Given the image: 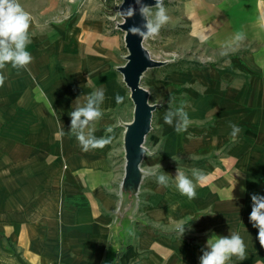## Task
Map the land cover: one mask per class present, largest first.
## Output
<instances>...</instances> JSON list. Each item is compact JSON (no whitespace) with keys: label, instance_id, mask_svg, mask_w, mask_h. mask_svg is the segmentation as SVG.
Instances as JSON below:
<instances>
[{"label":"crops","instance_id":"1","mask_svg":"<svg viewBox=\"0 0 264 264\" xmlns=\"http://www.w3.org/2000/svg\"><path fill=\"white\" fill-rule=\"evenodd\" d=\"M60 2L19 0L33 23L53 22ZM203 4L198 20L211 23L208 39L224 49L219 51L227 60L180 74L198 85H188L179 105L174 101L187 114V129L177 133L175 120L173 125L164 122L170 109L159 115L157 133L147 145L146 169L167 174L168 183L145 178L143 213L127 218L128 224L119 220L127 215L122 217L120 207L114 139L103 148L82 151L69 131L75 102H66L73 88L91 77L105 93L101 111L118 105L115 96L124 97V87L110 66L119 50L109 46L99 19L84 18L72 31L61 25L43 33L30 25L32 62L0 70L3 109H9L10 91L27 101L15 113L10 110L6 133L21 157L0 160L7 181L0 192V251H8L9 242L25 264H199L211 235L236 232L246 245V259L232 257L226 264H264L258 229L249 221L251 196H264V0ZM57 31L61 40L39 42L46 33L52 40ZM238 35L243 38L237 40ZM60 60L65 69L58 71ZM230 124L239 126L236 136ZM92 127L97 138L109 137L108 119ZM177 169L189 178L193 169L203 173V180L193 178L195 199L177 190Z\"/></svg>","mask_w":264,"mask_h":264},{"label":"rangeland","instance_id":"2","mask_svg":"<svg viewBox=\"0 0 264 264\" xmlns=\"http://www.w3.org/2000/svg\"><path fill=\"white\" fill-rule=\"evenodd\" d=\"M123 0H61L60 10L55 16L53 22L42 21L39 23L30 24L36 28V30L47 32L50 28H60L61 25H67V30L73 29L75 22L80 20L95 18L103 24V31L107 34L109 39V46L114 50H119L117 60L110 66L113 74L120 76V82L124 87V100L116 106L102 110V118H106L110 121L111 132H108V136L114 139L113 148L111 154L114 159L115 165L119 171L121 180L117 185L120 190L121 203L120 207L125 210L122 213V217L126 216V221L119 218L120 221L128 224L127 218H132L136 213H143L144 200L146 194L144 192V181L147 177L142 175V178L137 185L138 189L135 191L134 187L128 189L126 183V152L124 147V139L127 130V125L134 119V103L131 99V92L125 85L123 76L119 72V68L126 64V57L128 55V49L125 42V32L120 29V25L123 23V18L120 15V7ZM198 2L204 3V0H163V7L166 9L169 16L168 24L164 25L159 34L155 38H149L144 40V46L149 51L150 56L155 61L165 62L159 68L149 69L142 77L141 85L144 89L150 93V103L157 106L152 119V130L146 138L144 147L148 155L145 154L141 167L146 171L147 158L151 155V152L147 145H151L152 134L157 133V126L159 124V115L168 109H176L174 101L179 105L181 101L182 92L187 90L188 85H192L194 88H198V85H193L187 82L180 74L184 71L198 70L202 68H212V66H222V63L227 60V55H221L219 50L223 48L216 47L213 44V40L208 39V35H211L213 27L207 22L203 23L198 20L201 19L200 13H203L204 4L196 6ZM153 13L156 9L153 7ZM200 12V13H199ZM40 12L38 13V15ZM198 14V15H197ZM31 16H33L30 13ZM32 28L30 29L31 34ZM73 35V33H70ZM47 35V33H46ZM44 34L43 38L39 42L47 43L51 41L61 40V32L57 31L55 36L51 39L46 38ZM72 37V36H71ZM30 43H33L30 38ZM111 43V44H110ZM227 50V49H225ZM65 65L62 61H58L57 70H64ZM87 80L82 83L79 89L73 88L70 97L66 102H75L77 98L80 100L84 98L85 91L90 90L93 92L98 87V82L87 77ZM165 85H168L165 90ZM176 85V87L174 86ZM8 94V93H7ZM9 103L6 107L9 109H3L5 105H0V160L7 159L6 157H21V152L16 146V142L8 139L6 134L10 129L8 123L10 122L9 114L10 110L19 108L23 103L22 95L10 91L8 96ZM180 108V107H179ZM178 109V108H177ZM18 111V109H17ZM13 117V116H12ZM153 136V135H152ZM153 138V137H152ZM13 142V143H12ZM15 144V145H14ZM7 181L4 177V168H0V192L5 190ZM125 192H131L130 199H127ZM125 194V195H124ZM134 196V197H132ZM121 213V212H119ZM120 215V214H119ZM121 216V215H120ZM0 264H25L21 259L20 254L15 250L12 252L0 251Z\"/></svg>","mask_w":264,"mask_h":264},{"label":"clouds","instance_id":"3","mask_svg":"<svg viewBox=\"0 0 264 264\" xmlns=\"http://www.w3.org/2000/svg\"><path fill=\"white\" fill-rule=\"evenodd\" d=\"M135 4L139 6V14L144 19L141 26H132L128 29L132 35H138L142 39L155 38L160 29L168 24L169 16L163 7V0H156L155 9L145 5L142 0H135ZM136 14V8L129 6L128 9L120 11V15L124 17V23L128 18ZM31 24V15L19 3V0H0V70L7 65H11L14 69L26 68L32 62V55L27 50L28 44L31 42L29 37V28ZM243 37L238 35L237 40ZM5 77L0 74V86H3ZM105 99L103 89H96L85 96L83 103L77 98L75 106L70 111V128L69 131L75 135L82 151L103 148L111 143V138H97L94 135V122L102 118L100 105ZM115 100L118 104L123 103L124 97L117 94ZM175 123V131L177 133L186 131L188 125L187 114L183 111V107L169 110L164 114V122L168 125ZM232 136H236L240 132L239 126L230 124ZM111 132L112 129H107ZM141 154L148 155L143 144L140 145ZM142 175L156 176V181L161 186H167L168 175L161 173L157 175L155 169L149 168L147 171L137 165ZM161 167V165H160ZM192 177L196 181L203 180L204 176L200 170L193 169ZM189 178L184 172L177 169L174 177L175 185L181 195L187 196L189 199L196 197V184L194 179ZM245 189H242L244 191ZM252 207L249 215V221L252 226L258 229L257 239L262 248H264V196L253 194L251 196ZM181 237L185 232V226H179ZM232 257L238 260L246 259V245L242 237L236 232H230L228 236L211 235L205 245V250L199 258V264H226Z\"/></svg>","mask_w":264,"mask_h":264},{"label":"water","instance_id":"4","mask_svg":"<svg viewBox=\"0 0 264 264\" xmlns=\"http://www.w3.org/2000/svg\"><path fill=\"white\" fill-rule=\"evenodd\" d=\"M142 2L150 7H155L156 4V0H142ZM129 6L136 8V14L128 18L125 23L123 21L120 25V29L125 32V42L129 53L126 57V64L119 68L124 83L131 92V99L135 108L134 119L127 125L124 139L126 183L128 189L136 187L142 178L137 165L139 164V167H141L145 154H141L140 145L143 144L144 146L146 138L152 130L153 114L157 108V106L150 103V93L142 87L141 80L144 73L149 69L166 65L165 62L155 61L151 58L149 51L144 46L145 39L128 32V29L132 26H141L145 22L139 14V6L135 4V0H123L120 11L128 9ZM121 17L124 20V17ZM137 178L139 179L138 184H136ZM124 193L128 199L133 191H124Z\"/></svg>","mask_w":264,"mask_h":264},{"label":"trees","instance_id":"5","mask_svg":"<svg viewBox=\"0 0 264 264\" xmlns=\"http://www.w3.org/2000/svg\"><path fill=\"white\" fill-rule=\"evenodd\" d=\"M8 248H10L12 251L15 250L14 247L12 246V244H10L9 242H8Z\"/></svg>","mask_w":264,"mask_h":264},{"label":"bare ground","instance_id":"6","mask_svg":"<svg viewBox=\"0 0 264 264\" xmlns=\"http://www.w3.org/2000/svg\"><path fill=\"white\" fill-rule=\"evenodd\" d=\"M138 182H139V179L137 178L136 179V184H138ZM137 189H138V187L136 186L134 190L137 191Z\"/></svg>","mask_w":264,"mask_h":264}]
</instances>
